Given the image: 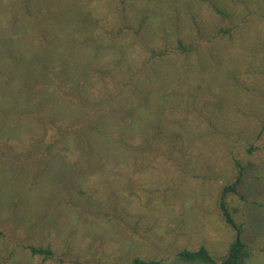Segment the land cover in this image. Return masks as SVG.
Listing matches in <instances>:
<instances>
[{
	"label": "rangeland",
	"instance_id": "obj_1",
	"mask_svg": "<svg viewBox=\"0 0 264 264\" xmlns=\"http://www.w3.org/2000/svg\"><path fill=\"white\" fill-rule=\"evenodd\" d=\"M10 97L35 110L3 124ZM77 97L115 119L139 105L126 159L68 145L102 118L60 129ZM239 174L227 207L264 264V0H0V264H189L201 247L222 264Z\"/></svg>",
	"mask_w": 264,
	"mask_h": 264
},
{
	"label": "trees",
	"instance_id": "obj_2",
	"mask_svg": "<svg viewBox=\"0 0 264 264\" xmlns=\"http://www.w3.org/2000/svg\"><path fill=\"white\" fill-rule=\"evenodd\" d=\"M71 20V19H70ZM181 44V43H180ZM182 45V44H181ZM75 77V76H73ZM72 77V78H73ZM68 79L67 77L64 78V83H68L69 81L65 80ZM63 83V84H64ZM49 103L51 100V97H42V102H40V105H43L45 100ZM56 101H59L61 97H55ZM68 97H65V99ZM7 102L5 105V113L3 115V119L5 120L6 124L8 122L10 114V108L11 110L14 109L13 105L16 106V110L19 109L17 112L19 114H25V112H31L35 109L32 108L34 105L31 97H15V98H8L4 99V102ZM78 101L80 102L78 104ZM103 101V100H102ZM99 101L98 105L102 106L103 108L106 107L105 103ZM18 102V105H17ZM51 103H54L53 101ZM72 104V107H65L68 110V115L66 110L63 108L62 105H57L58 109H62L61 115L63 117V120L59 123L60 129L67 130V128L75 127L76 125H86L90 121H93V119H97L98 117H102L100 120V127L94 128V129H81L80 131L74 133L69 136V143L73 142L76 147H79V149H95L97 153L103 158V159H110L115 158L117 160H123L126 159L129 155V147L128 141L129 138L134 139L137 135V130L134 129V127L129 124L128 122V111L138 112L139 105L133 104L129 105L128 102H124L122 106H120L121 109H118V111L121 112L122 117L113 118V115L107 114L105 111L101 113V111H95V113L91 112L90 110L95 109L94 106L87 110V108L82 107L81 105H85L88 103L84 98L77 97L73 98L70 102ZM70 108L75 109L77 112V116L74 117L71 112L69 111ZM102 109L101 107H99ZM43 108H39L37 110H42ZM67 115V116H66ZM127 119V120H126ZM31 120L30 124L31 126H44L43 123H41L39 118H29ZM65 124V125H64ZM17 126L21 128H27L24 126H27V121H19L16 123ZM116 125L120 127L118 129V132H115ZM10 127V126H9ZM127 130H129L127 132ZM132 134V135H130ZM69 151V150H68ZM240 175L239 174L236 178V181L231 184L230 186H227L223 189L222 197L220 200V208L221 211L225 217V220L228 225H230L234 231H235V238L233 242L230 244L228 253L226 257L224 258L222 264H247V261L251 257V252L247 246V244L242 239V232H241V226H238L237 222L234 220L232 215L229 212V209L227 207V196L230 193H234L237 190L238 184L240 183ZM31 251L35 255H51V252L49 250L45 249H37L32 247ZM178 257L183 262L189 263V264H218V261L208 252V250L205 247H201L197 251H189L184 250L181 251L178 254ZM131 264H160L158 261H146L142 259H135L132 261Z\"/></svg>",
	"mask_w": 264,
	"mask_h": 264
}]
</instances>
